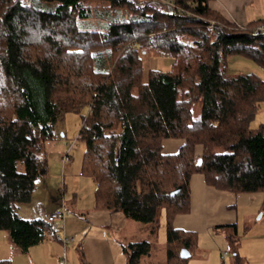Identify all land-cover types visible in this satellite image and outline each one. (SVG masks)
<instances>
[{"label": "trees", "instance_id": "16d2710c", "mask_svg": "<svg viewBox=\"0 0 264 264\" xmlns=\"http://www.w3.org/2000/svg\"><path fill=\"white\" fill-rule=\"evenodd\" d=\"M148 1L0 0V230L23 252L58 235L48 219L20 216L17 204L32 199L48 169L45 144L57 138V122L84 108L78 139L94 206L155 235L164 220L167 264H187L181 249L198 248L196 232L173 225L191 209L194 173L221 190L264 193V123L251 126L264 77L228 70L229 57L240 55L264 72V37L253 34L260 21L239 25L210 0H172L174 13ZM91 18L100 25L79 26ZM154 52L167 69L150 66L144 56ZM166 138L184 142L166 153ZM231 225L238 235L236 223L220 227ZM153 247L122 245L128 264ZM233 262L245 264L238 249Z\"/></svg>", "mask_w": 264, "mask_h": 264}, {"label": "crops", "instance_id": "0c3cea01", "mask_svg": "<svg viewBox=\"0 0 264 264\" xmlns=\"http://www.w3.org/2000/svg\"><path fill=\"white\" fill-rule=\"evenodd\" d=\"M210 6L226 19L239 25L258 21L264 23V0H210ZM230 57L233 59H230L229 62L234 60L235 66L251 65L249 61L252 60L244 56L232 55ZM155 62L157 64L158 60L156 59ZM252 67L256 68L254 65ZM247 72L251 71L248 70ZM257 73L264 77L262 69ZM183 142L184 140L180 138H166L163 141L164 151L166 153L177 152ZM201 155L202 147L198 145L196 148L197 162H200ZM47 172L48 169L40 178L44 180ZM63 201L66 202L64 196L63 198H54L49 210H45L44 206L41 205L42 213L38 214L36 218H46ZM263 202V192L237 194L228 190H221L209 185L202 173H194L191 177V209L187 213L177 214L173 220V225L176 228L196 232L199 246L202 237L214 232L215 228L220 225L236 223L239 232V222L242 215L248 216L249 220H252V214L239 213V207L243 205L248 208L254 206L257 212L262 211L254 226L259 225V232L255 231L249 234V236L244 237V240L245 238H264ZM73 203H77V195L74 196ZM91 205L88 208L75 209L72 214L69 213L64 224L58 229L57 237L47 235L43 242L30 247L26 252L14 244L6 230H0V259H10L11 264H128L122 245L126 243L128 235H132L134 231L141 229V225L133 223L132 219L127 218L120 211L98 209L94 206L95 201ZM68 207L70 212V206L68 205ZM246 222L243 220L242 224L244 225ZM64 233L74 236L75 239L64 242L61 238ZM221 254L222 252L220 253L222 258ZM244 255L241 254L245 259V264H258L256 260L249 263L247 261L249 254Z\"/></svg>", "mask_w": 264, "mask_h": 264}, {"label": "rangeland", "instance_id": "374dc122", "mask_svg": "<svg viewBox=\"0 0 264 264\" xmlns=\"http://www.w3.org/2000/svg\"><path fill=\"white\" fill-rule=\"evenodd\" d=\"M133 1H138L140 5H142L143 1L149 2L148 0ZM100 21L97 18L84 21L79 20V26L84 28L87 26V23H92L94 27H97L100 25ZM214 22L213 20L212 24ZM161 56L163 54L154 52L144 57H147L151 67L167 69L168 63ZM156 59L158 60L157 64L155 62ZM230 59L233 58L229 57ZM249 63L251 65L243 64V67H240L235 66L233 60L229 62L228 70L230 73H245L248 70L261 71L260 67L254 64V62L249 61ZM252 65L256 68L254 69ZM200 107L201 105L199 103L194 106L196 115L199 114ZM87 111L88 109L84 108L81 112H68L57 122V138L49 140L45 144L46 156L48 157L47 176H45L44 180L40 178L37 181L32 199L29 202L17 204V213L23 218H36L38 214L42 213L41 205L44 206L45 210H49L53 199L56 197L63 198L64 196V199L70 206V212L67 215L69 213L72 214V211L80 207L88 208L95 201V183L92 177L81 173L85 143L78 139V133L82 126V116ZM262 123H264V101L261 103L251 126L256 128ZM68 153L71 159L64 163L63 158ZM76 195L77 203L75 204L73 203V199ZM239 209V213H251L252 220H249L248 216L245 217L242 215V219L239 222L238 235L235 234V227L232 225L228 227H216L214 232L202 237L197 250L187 259V264H232L235 249H238L243 255L249 254L247 257L249 263L255 262L256 260L258 264H264V238L255 237L245 238L244 240V237L249 236V234L255 231L259 232V225L254 226L256 219H258L262 211L257 212L254 206L248 208L245 205L240 206ZM243 220L247 221L244 225L242 224ZM133 223L141 225V229L134 231L132 235H128L125 242L149 240L154 244L152 252L144 256L139 264H167L166 228L164 220H162L158 235L150 232L141 222L133 220ZM60 245L64 246L63 244ZM224 250L228 254L225 258H221L220 253ZM258 254L260 256H257Z\"/></svg>", "mask_w": 264, "mask_h": 264}, {"label": "built area", "instance_id": "2783aa9c", "mask_svg": "<svg viewBox=\"0 0 264 264\" xmlns=\"http://www.w3.org/2000/svg\"><path fill=\"white\" fill-rule=\"evenodd\" d=\"M155 1L166 4L171 13L175 12V3L172 0H155ZM253 34L258 37H264V23L257 24L253 29ZM69 160H70V155L68 153L64 156L63 161L64 163H66ZM68 212H69L68 204L63 201L58 208H56L54 211L50 212L47 215L46 219L51 221L54 227L60 229L61 226L64 224ZM61 238L64 242H70L75 239L74 236L66 235L65 233L61 235ZM227 254H228L227 251H223L221 254L222 258H225Z\"/></svg>", "mask_w": 264, "mask_h": 264}, {"label": "water", "instance_id": "95a60500", "mask_svg": "<svg viewBox=\"0 0 264 264\" xmlns=\"http://www.w3.org/2000/svg\"><path fill=\"white\" fill-rule=\"evenodd\" d=\"M179 191H180V187L175 189L174 191H172V194H175V193H177ZM191 254L192 253H191V251L189 249H187V248H182L181 249L180 255H181L182 258H189L191 256Z\"/></svg>", "mask_w": 264, "mask_h": 264}]
</instances>
